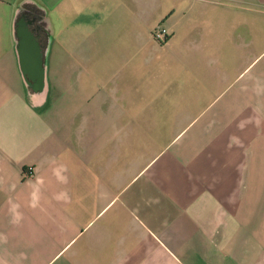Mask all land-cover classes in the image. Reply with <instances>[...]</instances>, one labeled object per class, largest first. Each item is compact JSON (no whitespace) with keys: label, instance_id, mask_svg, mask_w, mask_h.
<instances>
[{"label":"crops","instance_id":"1","mask_svg":"<svg viewBox=\"0 0 264 264\" xmlns=\"http://www.w3.org/2000/svg\"><path fill=\"white\" fill-rule=\"evenodd\" d=\"M0 264H264V0H0Z\"/></svg>","mask_w":264,"mask_h":264},{"label":"built area","instance_id":"2","mask_svg":"<svg viewBox=\"0 0 264 264\" xmlns=\"http://www.w3.org/2000/svg\"><path fill=\"white\" fill-rule=\"evenodd\" d=\"M151 38L153 41L157 42L158 44H162L167 40L168 32L160 25L156 26L151 30ZM27 171H28L27 176H31V172H30L31 169L29 168Z\"/></svg>","mask_w":264,"mask_h":264}]
</instances>
